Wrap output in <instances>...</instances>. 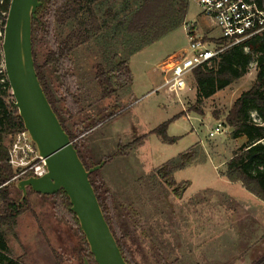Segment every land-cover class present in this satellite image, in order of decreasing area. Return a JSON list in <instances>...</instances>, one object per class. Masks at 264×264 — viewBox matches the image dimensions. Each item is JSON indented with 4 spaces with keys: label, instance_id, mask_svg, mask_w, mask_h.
<instances>
[{
    "label": "rangeland",
    "instance_id": "rangeland-1",
    "mask_svg": "<svg viewBox=\"0 0 264 264\" xmlns=\"http://www.w3.org/2000/svg\"><path fill=\"white\" fill-rule=\"evenodd\" d=\"M203 21L209 30L200 37L213 48L221 32L189 0L185 23ZM185 23L129 56L130 80L121 87L114 85L115 92L107 98L100 97L95 64L114 66L124 58L121 32L113 35L108 29L110 36L103 31L100 38L78 48L72 56V73L80 109L66 123L73 129L75 121L79 127L98 121L85 132L82 150L87 161L99 164L119 143L126 144L170 120L166 133L177 138L173 143L148 134L126 155L101 160L96 169L114 197L125 245L136 264H157L160 256L169 264H254L264 255V202L225 176L226 161L245 137L232 138L224 118L237 93L251 85L255 63H249L239 80L198 104L199 111L190 109L195 104L191 72L177 96L155 90L163 79L160 68L164 75L170 69L156 63L187 45ZM54 89L61 92L57 81ZM4 98L14 100L9 91ZM251 118L258 122L254 112ZM217 122L221 132L209 136L208 130ZM195 146L199 148L191 163L173 175L175 187L153 178L164 161ZM25 197L27 205L17 218L16 236L5 233L8 254L23 264H50L55 256L62 264H77L75 250L81 246L77 228L55 215L50 197L27 193V189Z\"/></svg>",
    "mask_w": 264,
    "mask_h": 264
},
{
    "label": "trees",
    "instance_id": "trees-1",
    "mask_svg": "<svg viewBox=\"0 0 264 264\" xmlns=\"http://www.w3.org/2000/svg\"><path fill=\"white\" fill-rule=\"evenodd\" d=\"M9 2L10 0H0V63L2 33ZM254 2L258 7L264 8L263 0ZM188 4L189 0H40L35 18L31 21L34 68L52 110L72 140L86 169L96 163L84 158L82 138L98 121L87 123L85 127H79L75 121L72 124L73 129L67 126L66 121L75 117L80 109L74 90L73 54L78 48L100 38L103 31L108 36V29H112L113 35L121 32L124 58L114 66L106 67L101 62L95 64L100 97H110L115 92L114 85L121 87L130 80L129 56L183 25ZM213 42L216 45L226 44V39L219 37ZM251 61L255 63L253 81L234 99L224 118L225 124L231 127L232 138L245 137V142L226 161L225 176L230 181L240 182L247 191L264 202V29L239 43L227 45L208 64L192 68L196 93L195 104L190 109L197 111V105L204 99L243 77ZM56 81L60 84L61 92L54 89ZM7 87L9 88V84ZM4 96L5 92H0V264H23L19 258L8 254L5 233L16 236L17 218L27 205V197L20 200L21 192L15 186L18 179L11 180L14 170L7 162L6 143H10L14 134L24 127L13 101L6 102ZM62 110L66 116H63ZM251 112L255 113L258 122L252 120ZM169 121L160 123L149 133L126 144L119 143L114 153L101 160L109 161L116 156L126 155L130 148L142 144L148 134H156L162 141L173 143L177 138L166 133ZM198 148H189L164 161L153 178L175 187L174 173L191 163ZM101 160L98 162H102ZM88 177L124 260L127 264H136L125 245L112 193L98 178V170L90 172ZM26 189L27 193L50 197L55 215L67 218L77 228L81 235V246L75 250L77 264H83L84 258L89 264H97L89 252L75 214L69 209L70 202L66 193L62 189L53 194H40L29 187ZM156 263L169 264L161 256L157 257ZM50 264H62V260L55 256ZM254 264H264V255Z\"/></svg>",
    "mask_w": 264,
    "mask_h": 264
},
{
    "label": "water",
    "instance_id": "water-1",
    "mask_svg": "<svg viewBox=\"0 0 264 264\" xmlns=\"http://www.w3.org/2000/svg\"><path fill=\"white\" fill-rule=\"evenodd\" d=\"M39 5L40 0H10L2 33V62L13 105L46 166L43 175L21 178L15 186L21 192L20 200L25 197L27 187L40 194H53L62 189L94 261L97 264H127L88 177L102 162L85 168L37 78L31 21ZM83 264L89 263L84 259Z\"/></svg>",
    "mask_w": 264,
    "mask_h": 264
},
{
    "label": "built area",
    "instance_id": "built-area-1",
    "mask_svg": "<svg viewBox=\"0 0 264 264\" xmlns=\"http://www.w3.org/2000/svg\"><path fill=\"white\" fill-rule=\"evenodd\" d=\"M197 3L203 15L208 17L219 28L226 44L207 46L200 36L193 33L186 24L187 45L168 58L163 65H169L167 74L155 90L162 89L170 97L177 96L186 87L185 76L192 68L209 63L227 45L236 44L260 33L264 29V8L258 7L254 0H192ZM8 80L0 63V92H10ZM221 132V123L208 130L209 136ZM8 164L14 170L11 180L27 176H41L46 172L44 159L38 154L28 132L23 129L14 134L8 146Z\"/></svg>",
    "mask_w": 264,
    "mask_h": 264
},
{
    "label": "crops",
    "instance_id": "crops-1",
    "mask_svg": "<svg viewBox=\"0 0 264 264\" xmlns=\"http://www.w3.org/2000/svg\"><path fill=\"white\" fill-rule=\"evenodd\" d=\"M199 16H200V14H199ZM204 17H206L205 15H204ZM199 19H201V20H203L204 18H203V16H200L199 17ZM204 21L203 22H201V23H199L198 25H192V24H190V27H191V29L193 30V33L194 34H199V36H205V35H208V33H206V34H204L205 32H208V28H205V25H204ZM206 37V36H205ZM207 38H213V37H207ZM182 48H184V47H182ZM182 48H179L178 50H173V51H171L169 54H167L163 59H161V60H159L157 63H156V66L158 67V65L159 64H161V63H163V62H165L168 58H170L173 54H175L176 52H178L179 50H181ZM160 71L162 72V78H163V75H164V73H163V69H161L160 68ZM193 79V78H192ZM162 81V80H161ZM160 84V83H159ZM193 84H194V81H193ZM195 85V84H194ZM245 89H247V88H245ZM245 89H242L241 91H243V90H245ZM222 90V89H221ZM221 90H219V91H221ZM219 91H217V92H215L214 94H216V93H218ZM241 91H239L238 93H237V95H236V97L240 94V92ZM195 93H196V87H195ZM213 94V95H214ZM195 97V96H194ZM235 97V98H236ZM234 98V99H235ZM208 119H210L209 117H208ZM8 146H9V144H8ZM16 231V230H15ZM17 233V232H16Z\"/></svg>",
    "mask_w": 264,
    "mask_h": 264
},
{
    "label": "bare ground",
    "instance_id": "bare-ground-1",
    "mask_svg": "<svg viewBox=\"0 0 264 264\" xmlns=\"http://www.w3.org/2000/svg\"><path fill=\"white\" fill-rule=\"evenodd\" d=\"M42 157V156H41ZM43 158V157H42ZM44 159V158H43Z\"/></svg>",
    "mask_w": 264,
    "mask_h": 264
}]
</instances>
